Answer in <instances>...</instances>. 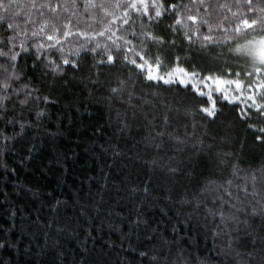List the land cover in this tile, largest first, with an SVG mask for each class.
<instances>
[{
	"label": "trees",
	"instance_id": "trees-1",
	"mask_svg": "<svg viewBox=\"0 0 264 264\" xmlns=\"http://www.w3.org/2000/svg\"><path fill=\"white\" fill-rule=\"evenodd\" d=\"M146 2H0V264H264V87L170 76L226 77L264 0Z\"/></svg>",
	"mask_w": 264,
	"mask_h": 264
},
{
	"label": "snow or ice",
	"instance_id": "snow-or-ice-1",
	"mask_svg": "<svg viewBox=\"0 0 264 264\" xmlns=\"http://www.w3.org/2000/svg\"><path fill=\"white\" fill-rule=\"evenodd\" d=\"M0 2H2V0H0ZM140 2L143 5V11L145 13H147L149 11V4L146 2V0H140ZM238 2H239V0H238ZM246 4H250V0H246ZM224 6L225 5H221V7H224ZM129 7L136 9L138 11L140 10L137 8L136 3H132L131 5H129ZM167 7L175 9L177 7V5L169 4V5H167ZM151 8L155 11V15L157 17L162 15V10L165 8L164 0H151ZM249 11H251V8H249ZM0 19H4V18L0 17ZM189 19L194 21L197 19V17L191 16V17H189ZM45 23H47V22H45ZM205 23H206V21H205ZM257 27H259L261 32H264V19H251L250 20L248 18H240V19H238V23L236 24L235 31L240 32L241 29L243 28L244 30L254 32V31H256ZM7 28L8 29H14V25L8 24ZM21 35H23V33H21ZM33 35H35V33H33ZM64 35L67 36V35H70V33L65 32ZM81 35H87V34L81 33ZM147 35L151 36V33H148ZM210 38L211 37H205L206 40H208ZM8 39L10 41L12 39V37H9ZM48 39L52 40V39H54V37L49 36ZM93 50H95V49H93ZM236 51L243 52L245 55H247L250 58L253 66L255 67V72L260 73V72L264 71V35H260L256 39L246 41L243 46L238 45ZM0 55L8 56L9 54L5 53V52H0ZM16 55L17 54L15 52H12L10 58L12 60H15ZM107 59H108V61H112L114 58L111 54H109ZM64 63H68V61L65 60ZM73 63H74V61H73ZM133 63H135V61H133ZM256 65H259V66H256ZM142 66L143 65H141V67ZM177 71L183 72L184 69H177ZM246 75H248V74H246ZM207 79L211 80L212 83L217 86V91H223L221 84H235L237 89H240L242 86V81H240L239 79L232 80V81H222L220 77L213 78L212 76L207 77ZM3 86L7 87L8 85L5 83ZM248 87H252V85L249 84ZM257 87H264V84L257 85ZM113 91H116V89H113ZM225 98H227L226 93H225ZM239 98L240 97H238V96L232 97V99H236V100H238ZM254 106L259 108L260 104H255ZM212 107L215 108V104H213ZM203 111L209 113L210 115L213 114L209 108H203ZM142 255H143V253H142Z\"/></svg>",
	"mask_w": 264,
	"mask_h": 264
},
{
	"label": "rangeland",
	"instance_id": "rangeland-1",
	"mask_svg": "<svg viewBox=\"0 0 264 264\" xmlns=\"http://www.w3.org/2000/svg\"><path fill=\"white\" fill-rule=\"evenodd\" d=\"M256 38L257 37H254V39ZM249 40H253V39L251 37L248 39H245L243 40V42L238 43L236 46L234 45L230 46L229 50H227V52L232 53V56L238 61V63L230 67H226L224 71L227 76L224 78H221V80L222 81H232V80L239 79L240 81H242V86L240 89H237L235 84H221V87L223 88V91L221 92L223 93L224 97H225V93L227 94V98H230V99H232L233 96H238L243 99L248 98L249 96L253 97L262 88V87H257V85L264 84V71L260 73L255 72V67L253 66L250 58L247 55H245L243 52L236 51L238 45L243 46L245 42ZM256 66H259V65H256ZM190 74L191 76L185 73L184 71L178 72L177 69H175V71L170 73V76L175 75L179 77L180 80L188 79V80H185V81L182 80V81L190 82L194 88H196L199 91H203L210 96L212 95L214 91H217V86L213 84L211 80L207 79V77L212 76L209 73H206L207 75H204V77L199 76L201 75V73L199 72H192ZM170 76L163 75L161 76V78L162 80L163 79L167 80L170 78ZM212 77L215 78L214 76ZM249 84H251L252 87H248ZM247 87L252 91L250 95H247L244 93V89Z\"/></svg>",
	"mask_w": 264,
	"mask_h": 264
}]
</instances>
